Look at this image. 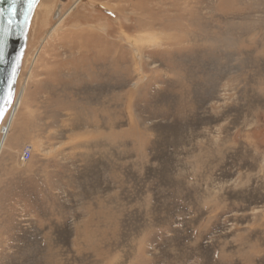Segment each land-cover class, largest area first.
<instances>
[{"label":"rangeland","instance_id":"rangeland-1","mask_svg":"<svg viewBox=\"0 0 264 264\" xmlns=\"http://www.w3.org/2000/svg\"><path fill=\"white\" fill-rule=\"evenodd\" d=\"M40 2L0 264H264V0Z\"/></svg>","mask_w":264,"mask_h":264},{"label":"water","instance_id":"water-1","mask_svg":"<svg viewBox=\"0 0 264 264\" xmlns=\"http://www.w3.org/2000/svg\"><path fill=\"white\" fill-rule=\"evenodd\" d=\"M41 0H0V126L16 94L30 27Z\"/></svg>","mask_w":264,"mask_h":264},{"label":"bare ground","instance_id":"bare-ground-1","mask_svg":"<svg viewBox=\"0 0 264 264\" xmlns=\"http://www.w3.org/2000/svg\"><path fill=\"white\" fill-rule=\"evenodd\" d=\"M80 1L81 0H77V2L73 5V7L69 9L68 12L63 14V16L57 22L56 26L53 27L52 31L59 27L60 23L64 20V18L71 12V10H73L75 5L78 4ZM45 7L46 6L44 2H40L35 11L36 16L39 15L40 12H42L45 9ZM24 93H25V87L23 86L22 89L18 92L16 98L14 99L10 109L8 110L5 116L6 121L5 122L3 121V123L0 126V156L5 147L6 140L8 136L11 134L10 132H11V129L14 123H16L22 116V114L19 113V110L22 106V100H23Z\"/></svg>","mask_w":264,"mask_h":264},{"label":"built area","instance_id":"built-area-1","mask_svg":"<svg viewBox=\"0 0 264 264\" xmlns=\"http://www.w3.org/2000/svg\"><path fill=\"white\" fill-rule=\"evenodd\" d=\"M31 153H32V148L30 146H26L23 152V159L28 160L30 158Z\"/></svg>","mask_w":264,"mask_h":264}]
</instances>
